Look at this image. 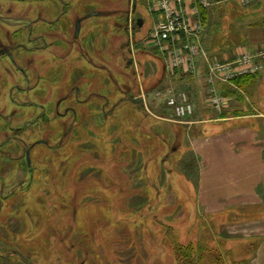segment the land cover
Here are the masks:
<instances>
[{"label":"rangeland","instance_id":"1","mask_svg":"<svg viewBox=\"0 0 264 264\" xmlns=\"http://www.w3.org/2000/svg\"><path fill=\"white\" fill-rule=\"evenodd\" d=\"M23 6L24 22L11 20L8 31L23 27V36L14 38L35 49L19 55L32 90L10 92L14 104L0 106L4 116L15 115L7 134L0 121V141L8 135L9 153L0 163L7 197L0 213L7 214L11 237L22 238L17 250L32 264H181L175 247L208 248V226L196 215L192 131L172 122L168 109L160 117L155 111L165 104L150 94L162 73L160 60L138 44L154 23L144 2L26 0ZM39 16L52 23H36ZM38 35L42 40L29 43ZM144 97L146 110L136 102ZM118 99L159 126L135 139L131 127H122L124 116H116ZM218 256L205 250L197 264L232 261Z\"/></svg>","mask_w":264,"mask_h":264},{"label":"crops","instance_id":"2","mask_svg":"<svg viewBox=\"0 0 264 264\" xmlns=\"http://www.w3.org/2000/svg\"><path fill=\"white\" fill-rule=\"evenodd\" d=\"M142 2L154 22L153 28L160 14L149 12L150 0ZM136 6L132 4L133 8ZM206 13L200 42L210 59L226 62L264 48V0L247 6L237 0H212ZM148 36L138 44L145 53L160 60L162 73L158 87L151 89L153 100L165 104L168 92L180 91L188 95L194 107L193 115L183 122L176 121L170 111L167 117L192 131L196 215L208 226L211 245L207 251L214 250L221 260L225 257L232 260L226 264H264V71L253 82L244 83V88L238 90V99L222 95L225 103L221 117L210 111L204 101V61L196 60L194 75L171 72ZM139 51L142 50L133 51L134 55ZM185 80L189 83H183ZM173 81L178 88L169 86ZM215 87L220 94L224 92L222 84L215 83ZM141 102L146 110L149 106L146 97ZM155 112L166 118L163 109Z\"/></svg>","mask_w":264,"mask_h":264},{"label":"built area","instance_id":"3","mask_svg":"<svg viewBox=\"0 0 264 264\" xmlns=\"http://www.w3.org/2000/svg\"><path fill=\"white\" fill-rule=\"evenodd\" d=\"M247 6L260 0H237ZM212 0H150L149 12H158L148 40L163 56L166 69L194 75L196 60L201 58L206 67V106L216 114H221L225 99L215 87V83L233 85L235 79L258 75L264 71V48L254 53H242L226 62L210 59L204 51L200 38L204 25L201 9L208 10ZM165 104L176 121L183 122L191 117L194 107L185 92H168Z\"/></svg>","mask_w":264,"mask_h":264},{"label":"flooded vegetation","instance_id":"4","mask_svg":"<svg viewBox=\"0 0 264 264\" xmlns=\"http://www.w3.org/2000/svg\"><path fill=\"white\" fill-rule=\"evenodd\" d=\"M24 1L26 0H0V103H1L0 106L4 104L7 107V102L9 103V101L10 103L14 104V101L16 100L13 101L12 99L11 100L9 99L10 92L12 93L18 92V94L20 92L23 95L24 92H26V90L27 91L32 90L31 88L32 80L29 77L26 69L20 65L19 55L20 53H26V52L30 54L31 51H34L35 49L33 48L31 50L26 48L24 44L17 41L18 39L14 38L16 34L18 36L21 35L23 36V32L21 31L23 30V27L18 26L16 32H13L11 35L8 31L11 27V25L9 24L11 20L12 23H17V24L24 22L23 13H22V9L24 8L23 6ZM38 1L39 0H37V2ZM53 2H56V0H53ZM15 5L18 7L16 8ZM20 6L21 8L18 9ZM14 10L17 11L16 16L14 14ZM63 12H65V10H63L61 14H63ZM40 18L41 17L39 16L36 23H52L49 21L44 22V20H40ZM53 23L55 24L57 23V21L54 20ZM47 26L52 27L53 25H47ZM27 28H28V34L33 33L32 29L34 28V25H29ZM79 30H80V26H79ZM35 39L40 40L41 35H38L33 39L29 37L28 41L29 43H31L34 42L33 40ZM9 83L11 85H9ZM38 107H40V105ZM40 113L41 111H39L37 115H39ZM13 117H15L14 114L9 117L8 115L4 116L2 111L0 112V121L2 122V124L4 123V125L6 126L5 130L3 131L6 134H7V130L9 129L8 126V124L10 123L9 120L13 119ZM11 129L19 130L13 128ZM7 144H8V135H6L0 141V163H3V161L7 163L9 159ZM32 149H33L32 147H28L24 151L25 153L24 159L28 168L27 172L30 171L29 157ZM27 155H28V160H27ZM3 185H4V181L3 178L0 176V200L7 199V197H2ZM5 220H7V214L0 213V264H32L31 262H29L30 260H27L25 256L21 254L19 250H17L15 244L22 242V238L19 237L15 239L11 237L12 234L10 233V230L8 228V223ZM8 249L9 250L11 249V251L9 252Z\"/></svg>","mask_w":264,"mask_h":264},{"label":"trees","instance_id":"5","mask_svg":"<svg viewBox=\"0 0 264 264\" xmlns=\"http://www.w3.org/2000/svg\"><path fill=\"white\" fill-rule=\"evenodd\" d=\"M199 11L201 14L202 22H204L205 18H206V14H207L206 12L208 10L201 9ZM262 23H264V20L262 21ZM256 77H257V75H253V76H244V77L235 79L233 81V85L237 86L236 87L237 89L236 88L234 89L232 87H229V86L222 84L223 88H224V92L222 93V95H224V97L225 96H236L238 99L240 97V93L238 90L244 88V83L253 82L256 79ZM88 96H92V95L89 94ZM89 101H90V99H89ZM117 101H119V104H121V105L119 107L120 109L118 110V113L116 114V116H118V118L120 116H122V117L124 116L123 121H125V123L122 125V127H123V129H126V130H128V127L129 128L131 127L130 130L132 131V136L135 139L138 140V137L142 136V134L144 132L150 134V132H152V128H154V126H159V125H153V124H158V123L156 121L152 122L151 120L147 119L146 113L143 111H139V109H137L136 105L131 106L130 104H127V103L123 104V102L119 99ZM84 103H87V102L84 101ZM138 103L142 107V102L139 101ZM105 106H107V105L104 102V104H102V107L106 108ZM164 109H167L166 104H165V107L163 108V111H165ZM125 116H130V117L127 118ZM220 116L223 117L224 114L221 113ZM182 135H183V133H182ZM184 135H186V134H184ZM107 146L108 145H106L105 148H107ZM106 161H108V160L106 159ZM194 243H197V242H194ZM205 250H207V249L198 243L197 244L186 243L184 245H179L178 247L174 248V252H175V255L177 257V261L181 264L187 263V261H190L193 264H197V261L199 258L203 259V253L205 252Z\"/></svg>","mask_w":264,"mask_h":264},{"label":"water","instance_id":"6","mask_svg":"<svg viewBox=\"0 0 264 264\" xmlns=\"http://www.w3.org/2000/svg\"><path fill=\"white\" fill-rule=\"evenodd\" d=\"M79 26H80V21H77L76 24H75V37L78 36V33H79ZM142 26V21L141 20H138L137 21V27L138 28H141ZM140 101V99H136V102L138 103ZM28 154V153H27ZM27 160H28V155H27Z\"/></svg>","mask_w":264,"mask_h":264}]
</instances>
